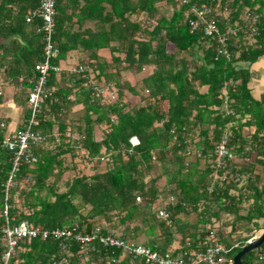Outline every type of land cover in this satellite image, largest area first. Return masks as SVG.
I'll return each mask as SVG.
<instances>
[{
    "label": "trees",
    "instance_id": "1",
    "mask_svg": "<svg viewBox=\"0 0 264 264\" xmlns=\"http://www.w3.org/2000/svg\"><path fill=\"white\" fill-rule=\"evenodd\" d=\"M39 5L0 0V68L14 81L23 109L18 131L31 119L29 94L36 66L45 61L42 20L26 21ZM203 6L210 10L205 20L193 11ZM56 11L51 95L32 129L44 141L32 143L37 160L22 166L10 190L8 220L73 236L20 240L9 264H147L125 246L81 243L77 234L110 235L173 258L206 251L215 240L229 249L223 264H233L264 222V98L253 99L248 86L252 64L264 56V0H57ZM212 20L218 33L209 36ZM104 49L110 58L100 54ZM73 52L85 55L77 64L83 71L62 72L58 81L56 68ZM133 76L142 78L132 82ZM103 85L116 100L103 99ZM76 106L83 114L72 120ZM2 124L0 118V252L13 158ZM103 127L98 140L95 130ZM226 136L228 150L245 164L228 160L218 167L217 146ZM80 152L86 166L105 161V171L95 166L61 188L70 169L66 157ZM224 174L225 180L216 177ZM191 213L193 223L186 219ZM224 214L233 216V226L214 233ZM241 261L264 264V242Z\"/></svg>",
    "mask_w": 264,
    "mask_h": 264
},
{
    "label": "built area",
    "instance_id": "2",
    "mask_svg": "<svg viewBox=\"0 0 264 264\" xmlns=\"http://www.w3.org/2000/svg\"><path fill=\"white\" fill-rule=\"evenodd\" d=\"M187 0H183L186 2ZM56 3L57 0H40V5L37 9L33 10L31 14L26 17V21L31 23L34 19H41L42 26L39 29V33L44 37L45 45V61L36 66V70L39 72V77L34 84L28 99V105L31 109V119L29 120L25 129L15 132L13 135L5 139L4 145L13 154L12 158V169L10 171L9 177L5 183V207L4 215L7 218V226L3 230V238L5 240V249L0 252V264H9L11 259L17 254V247L20 240H32L39 237L47 238L49 236H54L57 239L71 238L73 236L72 231L66 229H56L53 231L42 230L39 227H34L28 222L23 221L18 225H9L8 220V199L10 190L17 185V176L21 171L24 164H31L36 162V157L32 156L31 149L32 143L42 142L44 138L40 135H35L33 133V127L38 126V114L40 113L45 98L51 95V92L47 89L48 79L50 75V70L52 67V61L55 59L59 50L55 47L53 42V35L55 32V17H56ZM193 11L198 14L199 19L205 20L206 14L210 13V10L203 6L202 9L193 8ZM198 22L193 23L196 27ZM218 33V27L216 23L212 20L206 24V34L212 36ZM224 42L225 39L221 38ZM55 69V68H54ZM59 68H56L58 71ZM82 68H74L73 72H82ZM104 95V92H99ZM2 92L0 91V96ZM98 95V94H97ZM105 96V95H104ZM4 127V124H2ZM229 138L226 136L224 140L217 146L216 154L218 157V167L226 168V162L228 160L234 161V155L228 148ZM138 143V141H137ZM225 180L226 174L223 176H216ZM237 177V176H236ZM235 177V178H236ZM239 177V176H238ZM167 213L162 211L159 216L167 218ZM76 239L81 243H91L95 239H99L100 243L105 246H125L127 250L134 254L136 257L145 258L147 264H223L228 261L226 259V254L229 252L227 246L223 243H219L213 240V245H210L206 251L203 252H192L191 254H186L178 258H173L169 254L161 255L158 252L152 251L150 248L144 246H133L125 244L124 242L115 239L110 235L106 236H89L77 234ZM251 239L250 241H252ZM249 241V242H250ZM233 263V261H232Z\"/></svg>",
    "mask_w": 264,
    "mask_h": 264
},
{
    "label": "crops",
    "instance_id": "3",
    "mask_svg": "<svg viewBox=\"0 0 264 264\" xmlns=\"http://www.w3.org/2000/svg\"><path fill=\"white\" fill-rule=\"evenodd\" d=\"M2 42H8V40L1 39ZM100 54L104 57H107L109 51L104 49L100 51ZM81 58H86L82 52H73L71 53L66 61L61 62L58 73V81H60V73H74L73 69L77 68V64L80 62ZM251 79L249 82V89L253 99L259 101L264 98V56L259 59L256 63L252 64L250 68ZM22 78L20 79V82ZM0 91L2 92V103L0 104V118H3L7 121V124L4 125L5 138L13 135L19 130V126L23 122V110L17 101V90L14 84V81L10 80V77L7 76L3 68H0ZM7 92H9L7 94ZM97 129V128H96ZM251 130V134H249ZM255 127L246 128L245 134L251 136L255 132ZM96 132V130H95ZM237 163L245 164L241 159L235 160ZM263 228V224H261ZM264 229V228H263ZM261 231V230H260ZM258 231V232H260Z\"/></svg>",
    "mask_w": 264,
    "mask_h": 264
},
{
    "label": "rangeland",
    "instance_id": "4",
    "mask_svg": "<svg viewBox=\"0 0 264 264\" xmlns=\"http://www.w3.org/2000/svg\"><path fill=\"white\" fill-rule=\"evenodd\" d=\"M161 9H162V11H164L168 16H170L171 14H172V9L171 8H169V7H166V6H164L163 4L161 5ZM144 19V18H143ZM170 51H171V47H170ZM110 55L108 54L107 55V58H110L109 57ZM152 70L153 69H149L148 71H147V73H150V72H152ZM94 77V76H93ZM142 78V76H138V77H130V80L132 81V82H135L136 80H140ZM104 86V85H103ZM103 91H104V95H102L103 96V99L106 101V102H112V101H114V100H116V98H117V95H116V92L114 93V92H110L109 90H107V88L104 86V89H103ZM9 92H7V94H8ZM130 100V102H132L133 104L134 103H137L138 102V99L137 98H133V97H129L128 96V98H127V100ZM21 108V110H23L22 109V107H20ZM82 114H83V108H82V106H76V107H74L72 110H71V112H70V119H72V120H78V118L79 117H81L82 116ZM104 127L103 128H97L96 129V132H95V135H96V138L99 140V139H101L102 138V136H103V132H104ZM249 134H251V130H249ZM134 143H137V141L136 140H134ZM46 146H48V147H50V148H54L55 146H53L51 143H49L48 145H46ZM84 155H83V153H78V155H77V157H72L71 155H68L67 157H66V161H67V163L69 164V166H70V169H69V171L62 177V179H61V181L59 182V185L61 186V188H63L62 186H63V184L66 182V181H68V180H71L75 175H80V174H82V173H85V174H88V173H92L93 172V168L96 166V168H98L100 171H105V169H106V164H105V161H103L102 163H100V164H97L95 161H93V162H91V163H89V165H87L86 166V164H85V161H84V157H83ZM254 157V156H253ZM252 157V158H253ZM73 165L74 166H76L77 168V170H74V168H73ZM79 169H81L80 171H79ZM260 170V169H259ZM161 183H163V181L161 182ZM83 213H86V210H83ZM187 220H188V222H190V223H193V222H195L196 221V219H197V214L196 213H191L189 216H187V218H186ZM234 221V218H233V216H229V215H223L222 216V219L221 220H219V221H216V222H214L213 223V226H212V230H213V232L215 233V232H218L219 230H221L222 228H225L226 229V231L228 232V231H230V229H231V227L233 226V222ZM261 224H263V226H264V222L263 221H261ZM260 224V226H262ZM264 228V227H263ZM264 230V229H263ZM263 230H261L260 232H258V233H256V234H254V236H253V234H252V236H250L249 234H247L246 232H242L241 233V236L242 237H249L250 236V239L251 238H253V237H255V236H260L261 235V233H262V231ZM120 232H121V230H119ZM249 235V236H248ZM215 238H216V236H215Z\"/></svg>",
    "mask_w": 264,
    "mask_h": 264
},
{
    "label": "water",
    "instance_id": "5",
    "mask_svg": "<svg viewBox=\"0 0 264 264\" xmlns=\"http://www.w3.org/2000/svg\"><path fill=\"white\" fill-rule=\"evenodd\" d=\"M264 242V230L259 237H255L241 252L233 259V264H242V257L253 249L259 248Z\"/></svg>",
    "mask_w": 264,
    "mask_h": 264
},
{
    "label": "clouds",
    "instance_id": "6",
    "mask_svg": "<svg viewBox=\"0 0 264 264\" xmlns=\"http://www.w3.org/2000/svg\"><path fill=\"white\" fill-rule=\"evenodd\" d=\"M262 232H263V231H262ZM261 234H262V233H261ZM255 237H259V236H255ZM255 237H253V238H251V239H253V240H254V239H255ZM251 239H249V240H248V244L251 242V241H250ZM253 240H252V241H253ZM249 241H250V242H249Z\"/></svg>",
    "mask_w": 264,
    "mask_h": 264
}]
</instances>
